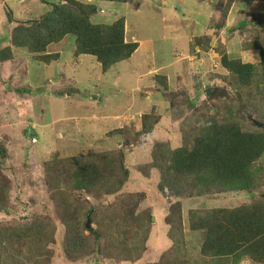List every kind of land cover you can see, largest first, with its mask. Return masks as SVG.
<instances>
[{"label":"rangeland","instance_id":"obj_1","mask_svg":"<svg viewBox=\"0 0 264 264\" xmlns=\"http://www.w3.org/2000/svg\"><path fill=\"white\" fill-rule=\"evenodd\" d=\"M57 1L0 0V42L10 36L16 22L40 18L50 10L43 3ZM77 1L96 6L97 13L91 17L95 24L110 25L124 18L125 39L139 43L138 51L102 73L93 58L74 57L73 36H66L59 44L50 46L49 51L59 53L60 60L49 65L32 61L24 49L12 48L13 60L0 64V141H4L8 151L2 168L11 185L9 213L0 214V227L14 225L23 218L50 224L54 242L50 254L44 253L42 259H47L46 264H70L61 255L63 230L55 220L57 210L50 200L53 188L48 185L52 180L47 165L56 154L72 157L94 151L117 153L125 141L132 142L137 131L136 119L153 107L158 122L150 134L134 141L131 151L126 149L130 182L119 194L145 193L142 207L151 210L153 228L137 260L114 264H161L173 260L169 257L173 244L167 236L164 219L169 206L177 199H172L166 190L164 195L156 190L158 175L148 167L152 146L161 141L172 149L180 146L184 121L193 115L190 106L203 107V103L211 105L215 101L197 90L205 93L211 92L214 85L224 86L226 94L218 102L221 106L236 103L237 91L231 89L224 78L226 73L217 67L215 48L223 45L230 57L257 64L259 49L264 48V2L126 0L118 4ZM6 9L12 11L13 23L7 22ZM195 39L212 43L206 49L203 43L197 46ZM193 48L195 52L189 54ZM155 75L166 76L167 89L155 81ZM240 101L249 100L243 95ZM256 105L249 109L242 107V113L249 117L244 116L248 122L256 121L254 123L264 129L253 113ZM120 130L123 133H117ZM260 164L264 165V157ZM258 197H264V188L200 198L188 195L179 199L185 245L177 258L185 261L199 256L201 239L198 233L187 229L188 210L234 208L250 204ZM99 201L94 204L105 205ZM172 253L176 257V253ZM30 263L33 262H26ZM240 264L255 263L243 260Z\"/></svg>","mask_w":264,"mask_h":264},{"label":"trees","instance_id":"obj_2","mask_svg":"<svg viewBox=\"0 0 264 264\" xmlns=\"http://www.w3.org/2000/svg\"><path fill=\"white\" fill-rule=\"evenodd\" d=\"M232 2L228 0L229 4ZM43 4L50 8L46 14L38 19L16 22L10 36L1 39L0 64L13 60L12 48L26 50L34 62L56 63L60 54L50 52V46L59 44L66 36H73L74 57L93 58L105 73L115 64L130 59L139 47L137 42L125 40L124 18L110 25L93 23L91 17L97 13L93 4L77 0ZM5 11L7 22L13 23L12 11ZM194 42L197 46L203 43L206 49L212 43L199 39ZM195 49H190L189 54ZM215 50L217 67L226 73L228 78H224L231 89H236L239 103H222L221 106L218 101L226 94L224 86L214 85L211 92L205 93L195 89L209 100L214 99V103H203V107L196 108L189 102L193 115L184 121L180 146L172 149L167 142L161 141L156 142L150 152L148 167L158 175L157 192L164 195L166 190L172 199H177L164 215L167 236L173 244L169 257L174 259L161 264H240L243 260L264 264V197L234 208L188 210L187 229L198 233L201 239L199 256L196 260L177 258L185 245L179 199L188 195L200 198L264 188V165L260 164L264 157V129L258 127L256 121L248 122L244 117L247 115L242 113V107L249 109L257 104L253 113L259 117V124L264 125V48L259 49L257 64L230 57L223 45L216 46ZM154 79L167 89L165 75H155ZM243 95L248 97L247 103L240 101ZM157 122L158 115L152 107L136 119L137 131L132 142L125 141L117 153L94 151L72 157L56 154L47 165L52 180L48 185L51 190L53 188L50 200L57 210L55 220L63 230L61 255L68 263L135 261L143 252L153 228L151 210L142 207L145 193L119 194L130 182L126 149L131 151L134 141L150 134ZM7 152L6 144L0 141V214L9 213L11 185L2 168L8 158ZM98 200L105 205H95ZM22 220L0 227V264H26L28 261L46 264L43 255L50 254L54 242L51 225L38 219ZM87 220L90 222L88 228Z\"/></svg>","mask_w":264,"mask_h":264},{"label":"water","instance_id":"obj_3","mask_svg":"<svg viewBox=\"0 0 264 264\" xmlns=\"http://www.w3.org/2000/svg\"><path fill=\"white\" fill-rule=\"evenodd\" d=\"M154 220V217H152V221ZM89 224H90V222H89V220H87V223H86V227L88 228L89 227Z\"/></svg>","mask_w":264,"mask_h":264},{"label":"crops","instance_id":"obj_4","mask_svg":"<svg viewBox=\"0 0 264 264\" xmlns=\"http://www.w3.org/2000/svg\"><path fill=\"white\" fill-rule=\"evenodd\" d=\"M125 40H126V39H125ZM126 41H127V40H126ZM129 41H130V40H129ZM131 42H135V40H134V41L132 40ZM138 44H139V43H138ZM138 48H139V47H138ZM138 48H137L136 52L138 51ZM154 88H155V87H154Z\"/></svg>","mask_w":264,"mask_h":264}]
</instances>
